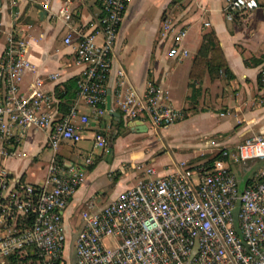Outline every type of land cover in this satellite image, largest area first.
I'll return each mask as SVG.
<instances>
[{
	"label": "built area",
	"instance_id": "obj_1",
	"mask_svg": "<svg viewBox=\"0 0 264 264\" xmlns=\"http://www.w3.org/2000/svg\"><path fill=\"white\" fill-rule=\"evenodd\" d=\"M103 17L94 31L64 36L82 70L76 81V100L53 119L48 111L53 93L36 76L27 91L23 74L34 70L28 59V40L9 32L0 59V152L10 155L28 131L47 132V145L56 151L63 141L76 144L84 129L110 114L107 95L112 52L128 0H101ZM259 8V0H225L228 20ZM60 14L70 19L65 2ZM186 28L171 17L162 23V36L172 39L168 55L177 61L187 56L181 42ZM100 37V41H98ZM56 79L57 74L47 76ZM264 87V68L260 70ZM159 87L147 82L143 92L130 82L124 68L115 71L114 107L128 121L147 120L167 128L184 116L181 108L165 104ZM104 134L94 135V148L80 161L53 155L40 184L14 181L0 169V264L9 256L21 264H63L66 233L63 211L85 180L98 150L106 148ZM213 164L188 166L181 162L160 174L140 163L136 182L101 208L81 212L82 226L74 240V264H264V136L255 134L233 148L220 149ZM258 159L250 183H243L235 167ZM110 238L112 243L104 240Z\"/></svg>",
	"mask_w": 264,
	"mask_h": 264
},
{
	"label": "crops",
	"instance_id": "obj_2",
	"mask_svg": "<svg viewBox=\"0 0 264 264\" xmlns=\"http://www.w3.org/2000/svg\"><path fill=\"white\" fill-rule=\"evenodd\" d=\"M65 2L71 8L68 20L59 12ZM39 5L47 10L42 18ZM224 6L225 0H128L108 77L110 106L119 116L108 114L98 123H90L80 142L63 141L56 151L46 143L47 132L31 129L16 145L15 153L0 152V169H6L14 181L40 184L53 155L64 161H80L94 148V135L104 134L106 148L98 150L84 182L63 211L66 236L76 237L83 223V210L103 207L136 182L141 175L136 165L153 166L160 174L181 162L207 165L204 159L215 156L221 148H233L255 134L264 136V87L260 79L264 68V12L256 8L228 20ZM102 17L101 0H0V59L9 32L28 40L27 55L35 69L24 72L21 89L27 91L33 79L42 76L43 88L54 95L48 108L53 119L63 116L77 102L75 98L66 107L55 88H63L65 81L82 70L72 46L64 43V36L69 31H94ZM166 17H171L177 27L186 28L181 44L188 54L181 61L168 55L172 39L162 36ZM210 31L219 39L228 71L206 72L201 80L192 81L189 74L193 59ZM119 67L125 69L140 92L147 82L155 83L163 103L181 108L183 118L163 129L142 120L147 129L139 130L121 116L112 97ZM51 73L57 78H48ZM77 103L82 113H90L83 102ZM120 119L124 128L118 126ZM254 171L255 176L257 169Z\"/></svg>",
	"mask_w": 264,
	"mask_h": 264
},
{
	"label": "trees",
	"instance_id": "obj_3",
	"mask_svg": "<svg viewBox=\"0 0 264 264\" xmlns=\"http://www.w3.org/2000/svg\"><path fill=\"white\" fill-rule=\"evenodd\" d=\"M259 2L260 4H264V0H259ZM227 66V60L219 43V39L213 31H210L204 35L203 42L193 59L189 77L192 81L201 80L206 72L213 74L222 69L228 71ZM77 78L78 76L71 77L64 82L63 88H55L56 96L63 101L66 107L70 106L76 98ZM118 126L124 128V121L122 119L119 120ZM217 159H221L220 152L206 163L211 166ZM248 183H250V181H248L247 184ZM3 264H21V259L12 255L7 257Z\"/></svg>",
	"mask_w": 264,
	"mask_h": 264
},
{
	"label": "rangeland",
	"instance_id": "obj_4",
	"mask_svg": "<svg viewBox=\"0 0 264 264\" xmlns=\"http://www.w3.org/2000/svg\"><path fill=\"white\" fill-rule=\"evenodd\" d=\"M187 142V141H185ZM212 157L204 159V162H208V160H210ZM201 161V160H198ZM256 165V166H255ZM254 166V167H253ZM252 167L255 169H258L259 167V160L258 159H250L247 160V162L245 164H243L242 169H240V167H235L236 169V174L238 176V178L242 181H245V179L249 176H251L248 181L251 180L252 177H254V170L252 169ZM252 170V172H251ZM252 173V174H251ZM77 220V219H76ZM79 220L77 221L76 224V228L79 227ZM72 234H69V236H66V241H65V246H64V250H63V256H64V260H63V264H74V255H73V242H74V235L70 236ZM106 243L111 244L112 241L110 238H107L104 240Z\"/></svg>",
	"mask_w": 264,
	"mask_h": 264
},
{
	"label": "water",
	"instance_id": "obj_5",
	"mask_svg": "<svg viewBox=\"0 0 264 264\" xmlns=\"http://www.w3.org/2000/svg\"><path fill=\"white\" fill-rule=\"evenodd\" d=\"M38 8L40 9V11H39L40 18L44 17V15L47 14V10L44 9L40 5L38 6ZM106 107H107V109L110 110V114L111 115H114V116H117V117L119 116V113L118 112H116V111H114V110L111 109V106H110V94L107 95V104H106ZM132 124L133 125H137V127H138L139 130H146L147 129L146 126L143 124V122L141 120L132 121Z\"/></svg>",
	"mask_w": 264,
	"mask_h": 264
}]
</instances>
